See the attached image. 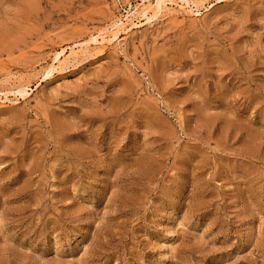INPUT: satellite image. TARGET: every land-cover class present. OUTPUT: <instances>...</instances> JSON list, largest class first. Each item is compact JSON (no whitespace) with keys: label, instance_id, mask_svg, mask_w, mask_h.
I'll return each instance as SVG.
<instances>
[{"label":"rangeland","instance_id":"rangeland-1","mask_svg":"<svg viewBox=\"0 0 264 264\" xmlns=\"http://www.w3.org/2000/svg\"><path fill=\"white\" fill-rule=\"evenodd\" d=\"M143 2L0 0V264H264V0Z\"/></svg>","mask_w":264,"mask_h":264},{"label":"bare ground","instance_id":"bare-ground-1","mask_svg":"<svg viewBox=\"0 0 264 264\" xmlns=\"http://www.w3.org/2000/svg\"><path fill=\"white\" fill-rule=\"evenodd\" d=\"M199 1L201 2V0H155L154 2L151 0H148V2H146V3L143 2L144 4H142L140 7L136 6L132 11H130L126 15L125 19H118L109 28L97 32L92 37L89 36L90 40L89 41L87 40V43H89L90 41L93 43L114 42V41L118 40L119 32L123 28L126 29V26H125L126 23L131 22V24H134V20L139 19L141 17L145 18V20L146 19L150 20L152 17L162 13L164 10H166L170 6H172V8H173V5H178V6H180V8H185L184 11L186 13L190 12L193 14H195V13L198 14L201 11L200 10V4H202ZM172 8H170V9H172ZM84 44H86V43H84ZM77 51H78V49L75 50L72 46L70 49L64 47L61 50L57 51L54 54V57L52 58L53 61H52L51 65L48 66L49 67L48 72L55 69L58 65H62L61 63L64 60L68 59L71 54H76ZM64 62H63V64H64ZM22 87H19L20 88L19 93L25 94V91H26L25 89L27 86L25 85L24 88H22ZM11 93L16 94V92H14L12 90H3V88H2V90H0V101L12 100L10 98ZM23 96H21V97H23Z\"/></svg>","mask_w":264,"mask_h":264}]
</instances>
